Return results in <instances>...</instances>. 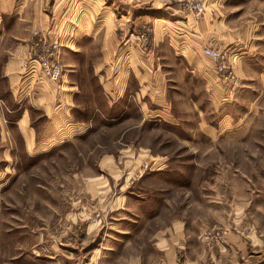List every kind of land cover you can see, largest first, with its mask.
I'll list each match as a JSON object with an SVG mask.
<instances>
[{"label": "rangeland", "instance_id": "1", "mask_svg": "<svg viewBox=\"0 0 264 264\" xmlns=\"http://www.w3.org/2000/svg\"><path fill=\"white\" fill-rule=\"evenodd\" d=\"M102 1L75 2L79 32L60 33L58 87L71 85L76 120H90L89 129L34 156L17 132L18 164L0 167V264H155V244L173 225L205 250L234 240V264H264V0H206L201 14L197 0ZM213 18L238 41L225 55L233 93L221 83L209 91L184 62L189 54L162 53L170 36L193 32L186 22ZM154 78L165 87L149 96ZM123 111L132 115L121 126ZM37 117L30 128L49 121ZM127 145L134 150L121 152Z\"/></svg>", "mask_w": 264, "mask_h": 264}, {"label": "crops", "instance_id": "2", "mask_svg": "<svg viewBox=\"0 0 264 264\" xmlns=\"http://www.w3.org/2000/svg\"><path fill=\"white\" fill-rule=\"evenodd\" d=\"M71 1L74 3L72 6L70 5ZM77 1L81 7L91 4L87 2V0H61V2L60 0H0V167L2 168L9 167L12 169L18 164V161L14 160V155L18 152V139L14 138L17 132L22 137L27 155L34 156L51 151L59 145L64 144L68 140V136L75 132L79 131L80 133H85L86 130L89 129L88 125L90 124V120H87V122L85 119L82 121L76 120L79 111L75 110L76 103L73 96L76 95V93L70 90L73 89L70 84H62L58 87L48 82H42L39 87L35 88L33 99H23L19 96L21 88L25 83V81L22 82L21 62L27 56L29 43L32 39V30L37 27L44 33L51 35L60 34L62 32L65 34L66 32L67 34L78 33L80 29L78 23L80 22L75 20V2ZM101 1L102 0H99V5H101ZM220 7H222L220 4L215 5L214 15L217 14L216 11H222ZM106 16L107 15H103L101 18ZM137 22L138 21L131 16V23L135 25ZM123 23L124 22L121 21L119 25L121 26ZM204 23H206L205 27L201 25L198 26L199 28H195L190 22H186L188 26H191L193 32L196 31L197 33L201 32L203 34H196L193 32L191 34H181V38L177 39L176 37V40L171 39L173 36L171 34L170 42L168 46L163 48L162 53L167 55L182 54L184 56L189 54L192 57V64L189 63L187 57H184V62L186 65L190 66L191 70L197 71L202 79H205L206 88L215 94V88L217 85L220 86V83L216 78L213 64L202 56L201 51L204 45L210 42L209 45H212L215 49L221 50V52L226 55L230 47L237 45L238 41L234 40L229 42L231 34H227L224 31V27L222 28V23L219 20L217 21V19L215 20L213 18L210 22ZM102 31L101 28V33ZM109 38L110 40L113 39L112 36ZM243 39L244 38H242V40L240 39V43L244 45V49H247L248 47L245 45ZM172 42H174V44ZM103 55L105 56L104 59H106L108 53L104 52ZM203 62L209 64L206 69L200 65V63ZM130 63L132 66V61ZM102 66L104 65L101 63L100 67ZM171 67H173V65H171ZM176 67L180 68L177 65ZM80 69L85 70L86 66H77V69L71 71ZM180 69V71H182V68ZM155 73H158V69H155ZM207 76L213 78L212 82H210V80L207 81V79H209ZM137 81L138 85L135 83L137 86L133 92L135 96L140 95L142 91L140 79ZM158 82L159 81L154 78V83H156L155 88L147 84L149 96L152 95V91L153 93L161 95L165 85H163V83L159 84ZM110 84L111 82H107L102 85L106 88H110ZM123 94L122 92L121 98ZM164 95L167 96L166 90H164ZM34 113L38 116L34 118V121L42 117L47 121L49 120L47 123H42L41 129L38 127L36 130V126L35 128L29 127V122L32 116H34ZM131 115L132 114L127 113V111H123L115 117V120L118 121L122 118L121 121L118 122V125L123 126L130 122ZM156 116L157 114L152 117ZM2 118H4V122ZM142 121H144V119H141L140 123L138 122V127L142 125ZM124 129V134L129 132L128 128ZM36 131L40 132L38 137L36 136ZM127 146V149L124 148L121 152L134 150L133 146ZM139 148L147 150L141 148V146H139ZM106 161L113 162V160H103L100 165ZM2 175L3 173L1 174L0 172V179ZM95 185H97V183ZM98 186L104 185L100 184ZM95 188L99 189L97 186H91V191L95 196L98 195L100 197V195H102L101 190H96ZM118 198L122 199L124 197L121 195ZM109 205L106 207V210L109 209V212L112 214L117 210V207L112 208L111 204ZM193 239L192 233L184 231L181 226H171L166 231L163 238L158 240L155 244L157 248L155 257L156 255L158 256L157 261H155L157 263L155 264H158V262L159 264H206L208 259L210 260V264L235 263L234 240L229 239L228 242L231 243L227 242L226 248L223 246L221 250L218 249L217 246L205 250L201 242H195ZM223 258H227V261L224 262ZM135 262L137 264H144L143 260L141 261L140 258ZM134 263L132 261V264Z\"/></svg>", "mask_w": 264, "mask_h": 264}, {"label": "built area", "instance_id": "3", "mask_svg": "<svg viewBox=\"0 0 264 264\" xmlns=\"http://www.w3.org/2000/svg\"><path fill=\"white\" fill-rule=\"evenodd\" d=\"M206 0H197L192 6L197 14L204 11ZM31 42L27 56L21 62L23 70L22 82L25 81L20 91V98L30 96L31 90L34 92L42 82H48L58 86L62 79L63 65L59 60V54L63 46L64 38L61 35L50 37L47 33L35 27L32 30ZM202 56L207 58L214 66L216 78L223 84L229 93H233L236 87L233 61L226 57L219 49L212 45L205 44ZM233 85V87H231Z\"/></svg>", "mask_w": 264, "mask_h": 264}, {"label": "bare ground", "instance_id": "4", "mask_svg": "<svg viewBox=\"0 0 264 264\" xmlns=\"http://www.w3.org/2000/svg\"><path fill=\"white\" fill-rule=\"evenodd\" d=\"M50 37H56V36H58V35H60V34H48ZM22 72H23V70H22Z\"/></svg>", "mask_w": 264, "mask_h": 264}]
</instances>
